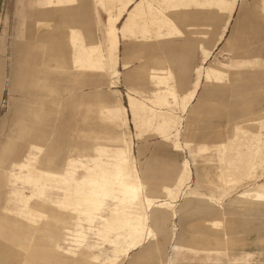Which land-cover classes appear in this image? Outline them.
I'll return each mask as SVG.
<instances>
[{"label": "rangeland", "instance_id": "1", "mask_svg": "<svg viewBox=\"0 0 264 264\" xmlns=\"http://www.w3.org/2000/svg\"><path fill=\"white\" fill-rule=\"evenodd\" d=\"M89 1L85 0L84 4ZM135 1L139 0L127 2L122 11L123 17L117 25L120 32L126 25V11ZM145 1L154 7H157L156 2L160 3V0ZM261 1L239 2L236 13L229 18L222 43L203 65L226 74L219 83L203 80L193 106L181 117L183 127L177 133L176 127L162 126L153 114L144 112L142 104L135 102L133 107L128 106L127 95L139 101L166 97L167 108L180 115L179 95L192 89L195 69L202 65L200 44L205 49L212 48L222 34L226 14H218L215 7L199 8L185 3L188 5L177 8L179 18L185 21L179 24L183 38L173 36L166 41L156 38L153 31L142 37L139 27H131L123 38L117 35L116 74L111 80L105 75L77 71L66 58L65 69H56L54 72L59 73L50 75L47 81L54 87L55 95L49 94L42 82L36 80L33 69L23 59L20 33L25 17L33 18L42 11L40 0H0V250L3 251L0 264L13 261L5 252L6 247L16 243L26 246L29 242L34 247L30 245L26 254L18 257L19 261H25L22 264H101L103 258L111 256L107 248L92 247L101 245V241L92 236L82 246L66 245L70 241L65 233L69 230L65 225L69 219L45 200L53 197L54 192H46L39 202L32 203V207L46 214L48 219L34 220L31 225L26 210L8 202L11 188L4 174L10 162L22 161L30 144L43 148L37 167L45 171L60 173L68 157H95L104 163L111 162L114 150L123 147L114 142L121 132L126 138L133 137L135 163L146 185L152 184V188L164 185L162 182L172 185L183 159L191 163L194 184L178 202L177 218L171 219L172 213L166 210L154 209L150 213L156 239L120 264H264V172L228 186L222 182V177L220 181L222 162L216 150V146L228 138L232 124L245 125V116L264 110ZM115 13L111 12L110 16L114 17ZM107 18V13L95 4L93 7L86 4L83 10L65 15L58 21L60 45L64 49L68 47L69 28L85 35L90 33L102 44ZM171 18L175 20L177 16L171 15ZM199 33L202 36H197ZM133 55L140 59H131ZM152 55L163 57L166 63L154 65L149 58ZM163 55H169L171 61ZM142 58L149 59L146 69L157 72L167 67L171 69L173 79L163 82L160 78L161 92L156 96L153 94L158 90L156 80L140 69ZM50 64L56 68L54 62ZM35 86L40 87L44 96L33 92ZM173 86L177 96L167 92H174ZM121 113L126 124L124 129L110 119L121 118ZM172 141L176 149L183 150L175 151ZM97 148H103V152L96 153ZM263 156L264 150L260 153L261 159ZM56 185L52 186L58 187ZM251 193H262V196L254 197ZM30 194L29 190L25 191L26 196ZM244 194L251 197H243ZM147 195L163 198L160 189L150 190ZM8 209L19 212L20 218L7 216L4 211ZM11 224L17 228L11 229ZM171 228L176 237L170 241ZM17 235L27 243L15 240ZM55 243L63 250L71 248L75 258L57 251ZM93 255H98L99 260L91 261Z\"/></svg>", "mask_w": 264, "mask_h": 264}, {"label": "bare ground", "instance_id": "2", "mask_svg": "<svg viewBox=\"0 0 264 264\" xmlns=\"http://www.w3.org/2000/svg\"><path fill=\"white\" fill-rule=\"evenodd\" d=\"M151 22V30L158 39L179 34L173 22L162 15L154 14ZM97 55L98 53L94 51L93 56L97 58ZM97 69L105 70L104 67ZM53 93L56 95L55 92L49 91V94ZM156 117L165 124H175V116L172 113H157ZM243 123L245 125L238 123L233 128L232 139L229 140L228 145L232 152L228 158L229 178L232 180H239L241 176L250 179L254 172L264 169V159L260 157L264 144L260 133L257 132L247 139L243 134L245 129L258 124L257 118L249 117L243 120ZM117 125L123 129L126 126L122 121H119ZM259 131L264 132V123L260 125ZM114 142L121 143L123 147L114 150L111 162L104 163L95 157H68L60 173L45 171L37 167L39 157L44 150L42 147L30 145L22 161L10 162L9 169L4 174V179L11 188L8 202L26 210L27 216L29 215L28 222L31 225L34 224V220L48 219L46 214L33 208L32 203L39 202L46 192H54L53 197L45 200L50 206L65 213L69 219V223H65L69 228L65 233L69 235L68 240H70L66 245L82 246L90 236L100 240L99 247V244L92 245V247L107 248L111 252V256L103 258L101 264H118L131 252L141 248L150 238L155 237V230L149 225L150 213L154 209L173 210L171 203L178 199L187 186L190 172L189 163L184 161L178 186L163 189L168 200L150 197L146 194V189L138 175L130 137L126 138L124 132H121L114 138ZM250 142H253L252 147L248 146ZM246 146L251 147L249 152L241 153ZM95 152H103V148H97ZM17 183L20 184L19 187ZM48 183L57 184L58 187L47 186ZM26 190H29L31 194L26 196ZM251 195L262 196V193H251ZM251 195L244 194L243 197L249 198ZM4 213L7 216L20 218V213L17 211L8 209ZM33 230L38 231L37 228ZM17 239L16 237L15 240ZM18 240L24 241L25 239ZM25 242L27 243V240ZM14 245L5 248V252L13 260L10 264H22L24 260L19 261L18 257L25 255L32 243L29 242L26 246ZM54 248L72 259L75 258V253L71 248L63 250L56 243ZM14 249L16 252L12 251ZM2 252L0 250V253ZM90 258L94 262L99 260L98 255Z\"/></svg>", "mask_w": 264, "mask_h": 264}, {"label": "crops", "instance_id": "3", "mask_svg": "<svg viewBox=\"0 0 264 264\" xmlns=\"http://www.w3.org/2000/svg\"><path fill=\"white\" fill-rule=\"evenodd\" d=\"M130 1L131 0H90L88 3H86L89 7L90 5L93 7V4H95V6L101 7L103 11H105L108 15V18H107L108 27L106 28L103 34V39H102L103 43L101 44L99 41H96L90 33L85 35L81 33L78 29L69 28L68 34L66 36L67 38L66 43L68 47L64 49V47L60 45V42L58 40L59 39L58 33H60L59 28H58L60 25L58 21L65 15L67 16V15L72 14V12H75V11L78 12L80 10H83L86 7V4H84L85 0H40L42 11L38 13V15H36L35 17L32 16L33 18L25 17V22L23 23L24 27L22 30L23 32L20 33L22 35L19 34L22 37V46H24L23 59L25 58L26 64L31 66V68L34 71L33 73L35 75L36 80L42 82V85L47 89L48 93L49 91L55 92L54 87L51 86L52 84L47 82L49 80L48 79L49 76L54 75V74L57 75L59 71L57 73L54 71L58 68L60 70L65 69L66 65H64V61L66 58L69 59L70 64L77 71L84 72V73L87 72L89 74L105 75L108 77V80L109 79L111 80V78L116 74L114 57H115V51L118 47L119 36L117 35H121V37L123 38L125 31L129 30L131 27H139L140 36L149 35L150 32L152 31L151 30L152 16L154 14H157V15H162L164 16V18L166 17V19L173 22L177 32L179 33L178 35H174V36L183 38V33L180 29L179 24H184L185 21L179 18L180 13H178V10H177L179 6L185 7L188 5L185 3H191V4H195L199 8H204L205 6L209 8L215 7L218 14L227 15L226 20H225L226 23H225L224 28L222 29V34H220L217 37L211 49H207V48L205 49L203 44H200V49L203 55V59L201 61L202 65L195 69L196 77H195V80L193 81L192 89L190 91H187L179 95L180 115H178L176 112H173L172 110L167 108L168 103L166 101V97H154L153 99L147 98V100H144L145 98H143V99H140L139 101L136 98L130 95H127L128 106L130 105L131 107H133L134 103L138 102L143 105L142 110L144 112L146 113L150 112L151 114L155 116V118H157L156 117L157 113H167V112L172 113L175 116V124L173 123L165 124L158 118L157 120L162 126L169 125V126L176 127V130L178 133L179 129L183 127V123L181 122L182 121L181 117L186 115L188 110L193 106L194 101L197 96V92L200 89V86L203 84V80H206V81L208 80L213 83H219L221 77H224L226 74L222 70L208 67V66L205 68L203 65L207 63V59H209L212 52L215 49H217L218 45L222 43V39L225 37L224 33H226V26L230 22L229 18L232 17L236 13L239 2L244 1V0H202V2H199L198 0H184L185 2L182 4H176V3L173 4L172 0H160V3L156 2L157 7H154L152 3L147 2L145 0H139L138 2L135 1L134 6L132 8H128L126 11V19H125L126 25L120 32L119 29L117 28V25L119 24L120 20L123 17L122 11H124L125 7H127L126 6L128 4L127 2H130ZM262 5H263V11H264V0L263 2L261 1V7ZM113 11L116 13L114 17H111L110 13ZM171 15L177 16V19L174 20L173 18H171ZM147 29L148 31L146 32ZM188 29L191 30L190 28ZM201 34L202 33H199L197 34V36H202ZM171 38H173V36H165V38H160V40L166 41L167 39H171ZM202 38L203 37H200V39ZM103 44L105 45V49H103ZM94 51L98 53L97 58L93 56ZM163 56L171 61V59L169 58V55H163ZM149 58H151L154 65L159 66L161 64L166 63L164 58L161 56L159 57V55H152ZM131 59H140V58L137 55H133ZM52 61L55 63L56 68H52L50 64V62ZM148 61H149L148 58L146 59L142 58V61L140 62L142 63L140 65V69L148 77L156 80L158 90H155L153 93L154 96H156L157 94H160L161 92V91L159 92V89H160L159 79L162 78L163 82L165 81L167 82V80L168 82H170L173 79V76L171 75V69L169 67H167L166 70L163 69L164 71L162 72L160 71L157 72L154 69H151V70L146 69V65L149 64L147 63ZM47 64H50V65H47ZM98 67H104L105 70H99L97 69ZM110 84H112V82H110ZM173 88H174V92H172L171 90H168L167 92L175 96L176 95L175 86H173ZM33 92L42 94L40 92L39 86L33 87ZM42 96L44 95L42 94ZM164 106L167 109L163 108ZM108 111L109 110H107V112ZM132 117L135 118V116H132ZM249 117L257 118L258 124L256 126L255 125L250 126L248 129L244 130L243 134L245 136V139L249 137L251 138L252 135L259 132L261 141L264 144V132L259 131L260 125L264 123V110L261 113L259 111V112L248 114L247 116H245L244 120L248 119ZM110 119L113 121H116V123H118L119 121H122L125 123L123 113H121V118L111 117ZM236 124L238 123L232 124L231 132L229 136H227L228 138H226L225 140H223L221 143H219L216 146V150L218 152L220 162H222V166L219 171L220 181L222 177V182L228 186L230 185V183L231 185H234L238 183L239 181L250 180L251 178L255 177L256 174L259 173V171H262V170H258L254 172L252 174V177H250V179H245L242 176H241V179L239 180H232L229 178V174H230L229 163L230 162H228V158H229V155L232 154V152L228 148V145H229V140L232 139L233 128L236 126ZM158 138H161V137H158ZM173 139H176V138H173ZM132 140H133V137L132 139L130 137V141ZM172 143H173V148L175 151L183 150V149L181 150L176 149L175 141H172ZM180 144L182 145V143ZM252 144L253 142H250L248 146L252 147ZM30 145H33V144H30ZM132 147H133V144H132ZM251 147L248 148L246 146L245 149L241 151V153L243 152L247 153V151L249 152ZM184 161L189 163V170H190L189 181L187 183V186L183 189V191L179 195L178 199H176L173 203H171L173 204V210L171 209L166 210L172 213L171 219L177 218L178 215H177L176 207L179 205L178 202H180L185 197L187 192L190 191V189L192 188V185L194 184L191 163L186 159H183L180 162L181 163L180 169L177 175L175 176L172 185H168L167 183L162 182V184L164 185H161V186L159 185L160 187L158 188H155V187L152 188L151 187L152 184L151 186L150 185L148 186L140 178L142 185H144L146 189V194L150 190L157 191L160 189V194L163 195V198L161 199L167 201L168 197L166 194H164L163 189L165 187L174 188L178 186V179L181 175ZM137 171H138V168H137ZM236 171L238 170L236 169ZM262 172H264V169ZM138 175H139V172H138ZM149 225H151L150 215H149ZM8 226L10 227V224ZM11 226H13V228L11 227V229L17 228L15 224L14 225L11 224ZM153 229L155 230L154 227ZM171 231L172 232L170 236V241L173 237L174 238L176 237V234L174 233L173 228H171ZM156 236L157 235H156V230H155V237ZM16 237L18 239L24 240L23 238H21L20 235L15 236V238ZM155 239L156 238H150L147 242H145L142 245L141 248L133 252L143 249L145 247L144 245L148 244L150 240H155ZM133 252H131V254ZM130 255L125 259H128Z\"/></svg>", "mask_w": 264, "mask_h": 264}]
</instances>
